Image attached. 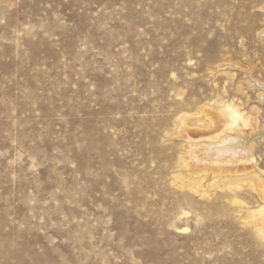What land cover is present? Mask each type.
Instances as JSON below:
<instances>
[{
  "label": "rangeland",
  "instance_id": "rangeland-1",
  "mask_svg": "<svg viewBox=\"0 0 264 264\" xmlns=\"http://www.w3.org/2000/svg\"><path fill=\"white\" fill-rule=\"evenodd\" d=\"M0 264H264V0H0Z\"/></svg>",
  "mask_w": 264,
  "mask_h": 264
},
{
  "label": "bare ground",
  "instance_id": "bare-ground-1",
  "mask_svg": "<svg viewBox=\"0 0 264 264\" xmlns=\"http://www.w3.org/2000/svg\"><path fill=\"white\" fill-rule=\"evenodd\" d=\"M221 116L225 120L224 122L225 130H232L233 127L236 125L237 120L241 118L240 113H238V111L231 106H227L223 108L221 110Z\"/></svg>",
  "mask_w": 264,
  "mask_h": 264
}]
</instances>
